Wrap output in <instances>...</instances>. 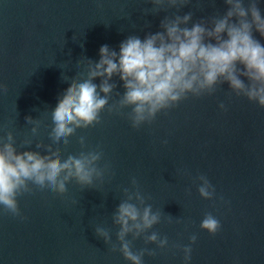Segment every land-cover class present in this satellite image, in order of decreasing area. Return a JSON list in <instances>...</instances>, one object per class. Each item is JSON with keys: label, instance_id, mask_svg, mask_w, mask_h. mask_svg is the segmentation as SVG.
<instances>
[{"label": "water", "instance_id": "obj_1", "mask_svg": "<svg viewBox=\"0 0 264 264\" xmlns=\"http://www.w3.org/2000/svg\"><path fill=\"white\" fill-rule=\"evenodd\" d=\"M146 7L151 5L144 0H0V83L8 89L0 94V125L13 132L18 148L31 136L26 116L42 121L34 139L51 143L50 111L70 86L62 74L75 77L81 57L98 62L101 46L118 52L129 35L143 39L147 32L160 30L165 14L144 16ZM201 7L204 11H196V18L214 11L207 0ZM260 7L264 10V0ZM216 9H225L223 0H216ZM111 82L123 95L119 78ZM94 83L99 85L100 79ZM227 92L225 85L214 96L190 98L139 130L126 116L105 110L100 125L77 137L86 136L88 148H102L115 177L106 178L98 191H82L72 183L65 197L47 190L21 197L19 206L27 219L0 215V264H127L119 253L109 252L93 225L111 228L115 241L118 229L111 215L120 203L121 187L129 186L133 176L154 210L179 220L162 221L153 229L168 237L169 247L154 258L145 256V264H184L182 251L174 245L188 244L192 234L198 239L190 264H264V110L243 98L229 99ZM220 103L227 112L219 110ZM26 150L42 152L35 144L21 151ZM80 151L77 138H72L64 155ZM200 174L216 188L215 201L200 198L194 183ZM207 212L221 222L216 236L200 229ZM134 247H144L143 240Z\"/></svg>", "mask_w": 264, "mask_h": 264}, {"label": "clouds", "instance_id": "obj_2", "mask_svg": "<svg viewBox=\"0 0 264 264\" xmlns=\"http://www.w3.org/2000/svg\"><path fill=\"white\" fill-rule=\"evenodd\" d=\"M207 2L213 13L196 18V11H204L202 0H144L151 5L142 10L144 16L165 14L159 31L147 32L143 39L129 35L118 52L103 45L98 62L81 57L75 77L62 74V80L70 82V86L50 111L47 137L51 143L34 139L42 121L31 116L25 117L26 124L32 125L31 136L21 140L19 148L13 132L7 130V125H0V215L23 221L27 218L19 206L21 197L37 190L65 197L72 183L82 191H98L106 178H114L115 172L104 160L102 148H88L87 137H77L78 132L100 125L105 110L109 115L126 116L130 126L139 130L153 125L158 115L169 113L188 99L214 96L225 85L229 99L243 98L264 110V10L260 0H223V11L216 9V0ZM189 7L194 11L183 12ZM145 27L151 25L145 22ZM113 77L122 82L123 95L115 92ZM96 79H100L99 85L94 83ZM7 91V86L0 83V94ZM218 107L221 112L228 110L225 103ZM72 138H77L81 151L65 156ZM162 143L167 145L168 141ZM33 144L44 154L21 151ZM194 183L201 199H217L216 188L206 175L196 176ZM186 192L190 195L191 189ZM149 199L133 176L129 186L121 187L120 203L111 215L112 226L118 229L115 241L111 228L93 225L95 235L104 241L109 252L119 253L127 264H145V256L154 258L158 250L167 249L168 237L153 229L162 221L179 222L160 209L154 210ZM219 200L227 203L223 197ZM200 229L216 236L222 225L207 212ZM197 239L192 234L188 244L174 245L182 251L184 264H190ZM137 240H143L144 247L135 249Z\"/></svg>", "mask_w": 264, "mask_h": 264}]
</instances>
